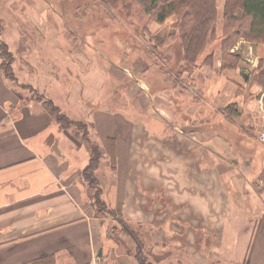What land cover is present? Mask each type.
<instances>
[{
    "label": "crops",
    "instance_id": "crops-1",
    "mask_svg": "<svg viewBox=\"0 0 264 264\" xmlns=\"http://www.w3.org/2000/svg\"><path fill=\"white\" fill-rule=\"evenodd\" d=\"M224 5L225 0H217L220 37ZM50 14L51 7L44 0H38L28 12L29 24L44 44L39 47L23 37L18 23L11 34H6L7 39L0 32V45L5 43L12 53L14 75L13 79L6 77L0 58V264H136L129 253L108 251V241L114 240L113 236L111 240L106 238L108 218L96 212L95 189L84 178L92 145L101 151L95 175L102 190L101 200L109 209L117 207L127 194L129 177L140 180L139 188L145 190L143 175L154 177L147 170L154 162L158 165L170 160L175 166L170 174L174 184L176 179L188 181L193 177L202 194L210 190L212 179L216 184L213 194L218 196L222 230L216 242L218 253L213 257L219 254L228 264H264V196L252 184L254 174L228 169L225 159L215 162L218 155L212 153L214 148L204 149L206 145L212 148L206 134L211 124L207 119L210 108H216L223 121L242 119L244 123L258 122L261 128L264 125V89L244 77L252 78L264 60V43L239 39L230 52L241 59L235 68L224 69L221 41H217L211 51L212 64L201 67L205 81L190 79L197 80L202 88L204 82L209 83L208 92L196 99L181 86L152 93L139 78H130V70L114 63L100 68L93 54L87 57L77 50L72 52L74 44L64 37L61 42L63 33L50 41ZM182 56L181 52L180 66ZM52 58L62 72L52 73ZM145 68H134V75L144 76ZM115 80L126 82L128 88L138 86L135 101L144 119L128 117L123 111L127 109L125 101L116 108L115 101L124 97L118 95ZM29 92L42 93L60 114L82 121L84 131L75 123L64 127L44 101L32 98ZM188 101L194 103L181 110ZM230 105L239 109V117L234 120L221 111ZM110 145L116 171L111 168ZM160 171L155 169L156 173ZM176 184V188L181 187ZM160 193L156 195L162 198ZM171 205L175 211L191 212L188 223L202 217L203 225H207V219L211 225L214 219L205 215V206L198 209L187 203L188 207L181 209L174 200ZM195 209L203 213H195Z\"/></svg>",
    "mask_w": 264,
    "mask_h": 264
},
{
    "label": "rangeland",
    "instance_id": "rangeland-1",
    "mask_svg": "<svg viewBox=\"0 0 264 264\" xmlns=\"http://www.w3.org/2000/svg\"><path fill=\"white\" fill-rule=\"evenodd\" d=\"M44 1L49 9L51 7L48 18L50 41L58 38L59 33H63L61 42L64 38L72 42L74 44L70 49L72 52L77 50L87 57L90 53L93 54L100 68L114 63L130 70V78H139L140 84L150 89L152 93L181 86L196 99H200L202 94L208 92L209 83L204 82L202 88L196 81H205L204 76L200 74L201 67L203 69L208 66L204 64V61L216 46L217 41L210 43L204 49L197 60V65L188 68L189 80L183 81V77L179 81L176 80L173 73L184 72L187 68L178 65L181 61L179 55L181 43L180 40H174V29L171 26V22L176 21L175 16L168 18L166 23L159 24L152 16L145 14L142 6L133 0L129 10H126L124 4H120V9L116 13L106 7L104 0ZM37 2L38 0H0V32H4L2 35L6 39V34H11L18 23L23 29V37L28 38L31 45L39 47L38 45L42 44L41 35L32 29L27 17L31 6ZM57 15L60 17L58 18ZM172 34L174 38L170 37ZM10 37L9 35V39ZM6 59V62H12V59ZM51 60L54 66L52 73L62 72L57 61L53 58ZM138 63L139 68L135 67ZM143 67L147 68H145L144 76L134 75V68L139 70ZM194 77L197 78L195 83L190 80ZM115 81L113 85L120 90L118 95L124 97L123 100L115 101L116 108L125 101L127 109L123 111L128 117L144 119L145 117L137 110L135 101L138 86L128 88L126 82ZM29 94L34 99L44 101L47 106L51 102L44 100L42 93L29 92ZM189 101L182 106L183 109H180L186 110L191 107L190 103L194 102L189 103ZM198 104L201 106V103ZM210 111L211 114L207 119L211 124L206 127L207 129L210 127L206 134L211 138L212 148L206 145L204 149L212 151L211 149L214 148L215 151L213 150L212 153L218 155L215 162L219 158L220 161L225 159L228 169L244 173L252 172L254 179L250 181L263 198L264 147L258 140L261 124L258 122L252 124L249 121L244 123L242 119L234 120V118L232 119L234 122L223 121L216 108H210ZM199 119L203 122L201 118ZM72 123H80L85 127L82 121H72ZM212 137H214L213 140ZM144 140L147 139L144 138ZM156 168L161 171L156 173ZM174 169L175 166L170 163V160L158 162V165L154 162L152 169L149 168L147 171L151 170L150 174L156 178L147 177L148 173L145 172L146 174L143 175L145 190L139 188L140 180L133 179V176L129 177L127 194L122 196V201L117 207L111 209L114 215L100 213L104 218H108L106 238L111 240L110 236H113L114 239V242L108 241L110 246L108 251L110 249V252L115 250L116 253H129L136 262V240H140L143 243L144 264H228L220 258L219 254L214 255L217 257L212 255L214 252L218 253L217 243L222 230L219 226L220 214L219 211L217 212L218 196L213 194V190H217L216 184H213L214 180L212 179L210 190L205 189V194H202V187H199L198 180L193 177L188 181L176 179L174 184L170 175ZM105 181L104 184H106ZM192 181L196 184L195 186H192ZM176 183H180L181 187L176 188ZM107 185L109 188V184ZM160 191L162 198L156 195ZM201 198L205 203L200 205ZM172 200L181 209L192 205L194 208L203 209L205 206V209L207 208L204 211L205 215L214 218L211 219V225L209 219L206 220L207 225H203L205 221L202 217H198V220L196 217L190 219L188 223L187 218H190L191 212L175 211L171 205ZM187 203L190 205L187 206ZM194 212L203 213V210L199 212L195 209ZM189 224L195 226L192 228ZM213 238L215 241L212 240Z\"/></svg>",
    "mask_w": 264,
    "mask_h": 264
},
{
    "label": "trees",
    "instance_id": "trees-1",
    "mask_svg": "<svg viewBox=\"0 0 264 264\" xmlns=\"http://www.w3.org/2000/svg\"><path fill=\"white\" fill-rule=\"evenodd\" d=\"M137 1L145 14L152 16L155 22L164 24L171 16L176 17L173 23L174 40H180L182 52L183 68H187L184 72H177L175 79L183 81L190 76L188 68L197 65V60L206 47L214 41H221L220 45L223 51V68H235L241 56L231 53V49L239 39H244L251 44L264 43V0H225L223 11V35L220 37V15L217 7V0H133ZM106 7L116 13L120 8V4H124L126 10L131 8V0H104ZM173 37V34L170 36ZM173 37V38H174ZM0 58L2 59V69L7 78L13 79L14 75L10 61L6 62V58L12 59L10 51L5 43L0 45ZM173 59V55H172ZM213 60L212 52L206 57L204 64L211 65ZM186 74V75H185ZM247 81L256 82L264 89V60H261L256 72L252 78L244 75ZM57 120L64 127L73 124L65 115L60 114L59 109L52 103L48 106ZM237 106L230 105L223 111L231 119H235L237 114ZM84 129L82 124H77ZM111 168L116 171V158L113 146L110 145ZM102 159L101 151L98 146L92 145V156L88 166L84 169L85 180L95 189L93 196L96 205V212L114 215L112 210L108 208L106 203L101 200L102 190L99 180L95 175L96 169L99 167ZM133 233V232H132ZM133 236L135 234H132ZM136 236V235H135ZM137 242V252L135 260L137 264H144L143 243ZM38 264H50L48 261H40Z\"/></svg>",
    "mask_w": 264,
    "mask_h": 264
},
{
    "label": "built area",
    "instance_id": "built-area-1",
    "mask_svg": "<svg viewBox=\"0 0 264 264\" xmlns=\"http://www.w3.org/2000/svg\"><path fill=\"white\" fill-rule=\"evenodd\" d=\"M258 140H259L260 144L264 147V125L262 126V128L259 131Z\"/></svg>",
    "mask_w": 264,
    "mask_h": 264
},
{
    "label": "bare ground",
    "instance_id": "bare-ground-1",
    "mask_svg": "<svg viewBox=\"0 0 264 264\" xmlns=\"http://www.w3.org/2000/svg\"><path fill=\"white\" fill-rule=\"evenodd\" d=\"M214 89H215V87H214V86H212V87H211V91H213Z\"/></svg>",
    "mask_w": 264,
    "mask_h": 264
}]
</instances>
